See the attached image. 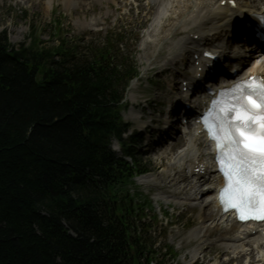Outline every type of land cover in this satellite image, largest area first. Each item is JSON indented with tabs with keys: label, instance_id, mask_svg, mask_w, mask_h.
Listing matches in <instances>:
<instances>
[{
	"label": "trees",
	"instance_id": "obj_1",
	"mask_svg": "<svg viewBox=\"0 0 264 264\" xmlns=\"http://www.w3.org/2000/svg\"><path fill=\"white\" fill-rule=\"evenodd\" d=\"M134 75L106 51L15 48L0 32V264H141L113 192L140 169L108 148Z\"/></svg>",
	"mask_w": 264,
	"mask_h": 264
},
{
	"label": "rangeland",
	"instance_id": "obj_2",
	"mask_svg": "<svg viewBox=\"0 0 264 264\" xmlns=\"http://www.w3.org/2000/svg\"><path fill=\"white\" fill-rule=\"evenodd\" d=\"M107 1L71 0V2L67 4L65 0H53L52 5L51 0L48 5L49 8L45 9L47 2L45 0H36L32 4L29 3L32 2L31 0H27V3L25 2L26 4L21 3V5H16L18 0H0V31L5 29L10 43L14 46H18L22 43H29L28 36H30L29 34L34 29L36 30L37 36L43 41V44L52 46L57 42L53 37V34L57 30V25L54 24L59 21L61 22L59 28H61L62 36L67 37L70 41L76 40L80 50L87 52L89 44L101 47L103 43L106 42L109 32L114 33L120 29L123 34L121 44L117 47L115 46V39L118 37H114L113 41L109 43L113 48L112 54L116 55L117 59L120 58V55L123 56V53L129 54L130 57H132L129 60L134 62L141 71L139 78L133 80L129 86L127 98L130 100L132 106L123 113L124 119L130 116L131 110H136L139 113L142 111L145 120L149 121L151 113L158 110L161 111L163 109L162 105L168 100V96L166 97L164 95L167 94L166 89L161 86L160 82L158 83L157 77V72L161 69L159 61L163 55L168 53L167 44L165 43V45H163V43L161 45L162 48L160 46V49L158 48L156 51H154V47L147 44L144 48L147 54L145 57L144 50L142 49L145 41L150 40V38H147V31L152 28L151 24L154 17L152 16L151 20H145L142 23L141 21L144 18V13L137 17L136 11L130 8L129 5H126L122 10L116 12L117 3L120 0H116V3L113 2L115 0H109V4L106 3ZM145 2L146 0H142V7H144L143 5ZM120 4L123 6L125 3L121 0ZM129 9L130 12L128 11ZM150 11L153 12V9H150ZM105 12L108 13V17L106 20H100L98 22L96 26L98 29L97 32H90L88 29L81 28L80 23H88L90 19H101L105 16ZM124 13L128 14L120 19ZM148 45H150V47H147ZM150 56H152V60L148 58ZM145 99L151 102L152 106L148 101L146 103ZM135 104L137 105L135 106ZM133 106L135 107L134 109L132 108ZM158 116L159 115L155 112L151 117L159 119ZM113 145L116 147L115 143ZM177 147H179V145ZM175 149L177 148L175 147L169 150L170 154L174 152ZM170 154L169 156L164 155L165 157H162V155L154 156V154L143 157L146 168L153 172L151 175L152 181L149 185L151 184L154 186L162 181L158 178V175L162 178L161 172H163V167L166 166ZM159 163L162 168H160L161 166ZM147 176L149 177V175ZM128 189H130V187H128ZM137 190H142L143 194L147 193L148 196H146L149 199L155 198L156 193L163 192V190L155 186L150 189V187L146 185L140 186ZM150 202L152 205L156 203L153 199L150 200ZM160 205L165 207L166 203L160 202ZM180 219L182 221H187L191 226L198 220V211H189Z\"/></svg>",
	"mask_w": 264,
	"mask_h": 264
},
{
	"label": "snow or ice",
	"instance_id": "obj_3",
	"mask_svg": "<svg viewBox=\"0 0 264 264\" xmlns=\"http://www.w3.org/2000/svg\"><path fill=\"white\" fill-rule=\"evenodd\" d=\"M217 104L203 122L225 178L221 203L241 219H264V80L234 85L231 100L219 110Z\"/></svg>",
	"mask_w": 264,
	"mask_h": 264
},
{
	"label": "bare ground",
	"instance_id": "obj_4",
	"mask_svg": "<svg viewBox=\"0 0 264 264\" xmlns=\"http://www.w3.org/2000/svg\"><path fill=\"white\" fill-rule=\"evenodd\" d=\"M26 1L27 0H24V2ZM31 1L32 3H34L36 0H31ZM45 1H47L45 9H48L49 8L48 5L50 4L51 0H45ZM68 1L70 0H66L65 3H68ZM150 1L154 6H156V13L154 20V22L156 23L155 25L156 27L153 29L151 34V37L153 38L152 40H154L152 42V46L155 48L159 47L162 44V42L168 41L176 31L178 30L183 31L189 26L195 28L196 31H194V33H198L200 36H203L204 34L207 35L212 31H214L217 34L218 31L217 29L222 24H225V22H229V19L227 17L228 15L227 10L217 5L218 1L220 0H193V1L192 0H150ZM217 16L220 18L219 20H216ZM163 22H166V25H164V28H161L160 24ZM224 28L227 29L229 27L227 25ZM187 32L189 31H185V33ZM220 32H222V30ZM181 39L182 38H180L178 41L174 43L175 47L180 46ZM163 45H165V43ZM144 56L146 57L147 54L145 53ZM252 56L253 55L251 54L250 58ZM174 57H176V54H174ZM150 59L152 60V58ZM262 67L264 68V64ZM199 145H200V141L194 139L192 134H190V137L185 141L181 150L178 151L177 157L176 158L170 157L166 166L163 167V170L175 169L179 161L183 162V164L190 162V159H188L187 157H199V156L202 157L204 155V151L203 150L200 151L198 149ZM163 153L166 154L165 156L169 155L167 149L164 150ZM163 174L164 173L161 172L162 177ZM178 178L184 180L183 171L174 170V174L172 176H168L169 179L168 187L173 186L174 182H176ZM149 179L150 178L147 175L141 178L142 182L144 183L148 182ZM176 199L177 200H175V202L182 203L186 198H184L183 200V194L180 192L176 197ZM202 214H205V216L200 214L199 217L202 216L201 220L207 221L213 218L214 216H216L217 212L214 211L212 206L207 205V208L205 209L204 212H202ZM204 225L205 224H203V226ZM193 237L196 238L197 235H193ZM256 242L258 243L259 240H257ZM256 242L253 241L252 245H255Z\"/></svg>",
	"mask_w": 264,
	"mask_h": 264
}]
</instances>
